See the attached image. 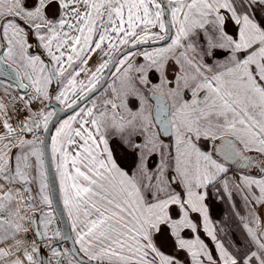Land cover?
<instances>
[{"label": "snow or ice", "instance_id": "snow-or-ice-1", "mask_svg": "<svg viewBox=\"0 0 264 264\" xmlns=\"http://www.w3.org/2000/svg\"><path fill=\"white\" fill-rule=\"evenodd\" d=\"M0 264H264V0H0Z\"/></svg>", "mask_w": 264, "mask_h": 264}, {"label": "rangeland", "instance_id": "rangeland-1", "mask_svg": "<svg viewBox=\"0 0 264 264\" xmlns=\"http://www.w3.org/2000/svg\"><path fill=\"white\" fill-rule=\"evenodd\" d=\"M211 202V201H210ZM229 212L228 206L224 203H218V205L214 206L213 218L219 219L222 215H227ZM67 247L66 245H64Z\"/></svg>", "mask_w": 264, "mask_h": 264}, {"label": "water", "instance_id": "water-1", "mask_svg": "<svg viewBox=\"0 0 264 264\" xmlns=\"http://www.w3.org/2000/svg\"><path fill=\"white\" fill-rule=\"evenodd\" d=\"M70 114V112H66V113H61V116H63V117H66L67 115H69ZM54 131V128H52L51 126H50V132H53ZM60 207H61V209H62V205H60ZM65 219H66V217H65ZM69 231H70V229H69ZM58 243H60V244H62V245H66L67 247H72L73 245L71 244V241H59Z\"/></svg>", "mask_w": 264, "mask_h": 264}, {"label": "crops", "instance_id": "crops-1", "mask_svg": "<svg viewBox=\"0 0 264 264\" xmlns=\"http://www.w3.org/2000/svg\"><path fill=\"white\" fill-rule=\"evenodd\" d=\"M64 246V245H63Z\"/></svg>", "mask_w": 264, "mask_h": 264}]
</instances>
